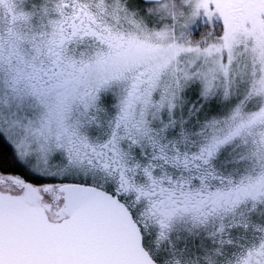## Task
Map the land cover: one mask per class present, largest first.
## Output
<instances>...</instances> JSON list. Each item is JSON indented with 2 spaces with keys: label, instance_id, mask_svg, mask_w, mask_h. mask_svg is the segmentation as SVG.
I'll return each instance as SVG.
<instances>
[{
  "label": "snow or ice",
  "instance_id": "snow-or-ice-1",
  "mask_svg": "<svg viewBox=\"0 0 264 264\" xmlns=\"http://www.w3.org/2000/svg\"><path fill=\"white\" fill-rule=\"evenodd\" d=\"M0 264H264V0H0Z\"/></svg>",
  "mask_w": 264,
  "mask_h": 264
}]
</instances>
